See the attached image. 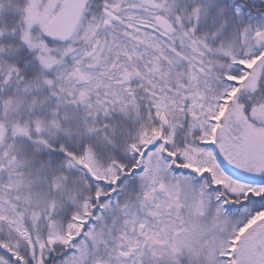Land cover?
<instances>
[{
  "label": "snow or ice",
  "instance_id": "1",
  "mask_svg": "<svg viewBox=\"0 0 264 264\" xmlns=\"http://www.w3.org/2000/svg\"><path fill=\"white\" fill-rule=\"evenodd\" d=\"M0 264H264V0H0Z\"/></svg>",
  "mask_w": 264,
  "mask_h": 264
}]
</instances>
